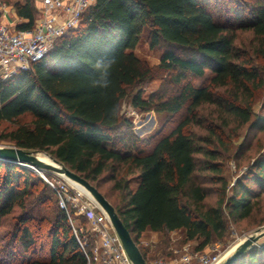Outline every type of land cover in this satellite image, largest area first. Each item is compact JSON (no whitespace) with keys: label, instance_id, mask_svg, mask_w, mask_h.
I'll use <instances>...</instances> for the list:
<instances>
[{"label":"trees","instance_id":"16d2710c","mask_svg":"<svg viewBox=\"0 0 264 264\" xmlns=\"http://www.w3.org/2000/svg\"><path fill=\"white\" fill-rule=\"evenodd\" d=\"M211 4L97 0L80 27L60 38L44 59L28 71L0 77V140L48 154L107 200L102 189L113 182V193L120 195V203L113 206L147 264V250L140 245L144 233L182 231L186 242L201 241L197 250L203 251L215 238L226 236V217L234 223L251 218L264 193V159L256 161L250 177L234 184L231 195L221 164L223 151H231L233 142L227 144L225 137L232 124L242 128L252 123L256 131L264 130V115L253 110L256 94L264 88L258 64L264 58V0L251 7L247 18L233 9L235 23L216 17ZM16 10L28 19L20 30H32V1L17 3ZM147 29L152 49L167 47L155 68L136 54ZM239 31L253 34L252 53L237 47ZM192 78L206 83L198 85ZM158 80L165 82L145 98V86ZM129 97L140 112L183 119L173 129L141 139L121 115ZM206 110L208 126L201 116ZM25 116L31 120L20 122ZM6 123L15 128L8 130ZM193 127L206 134H197ZM204 173L223 185L215 205L208 203ZM33 177L29 168L0 161V229L21 211L13 239L31 255L21 264H88L55 191L41 180L32 182ZM53 201L60 213L53 219L46 214L43 223H35L34 210ZM35 227H45L49 234L48 260L35 258ZM234 264H264V248L248 250Z\"/></svg>","mask_w":264,"mask_h":264},{"label":"rangeland","instance_id":"374dc122","mask_svg":"<svg viewBox=\"0 0 264 264\" xmlns=\"http://www.w3.org/2000/svg\"><path fill=\"white\" fill-rule=\"evenodd\" d=\"M215 1L212 0L211 9L215 13V16L221 18L223 21L235 23L237 17L233 12L236 9L238 12H242V17H250V9L260 0H219V7H215ZM149 29L144 33L137 49V56L150 67H157L160 64L163 54L167 47L165 44L159 45L157 48L152 49L149 41ZM237 47L243 51L252 53L255 48V38L251 32L237 33ZM258 60V59H257ZM258 64L261 65L264 75V58L259 59ZM167 80V78L165 79ZM164 80V82H165ZM192 81L196 84H205L203 79L192 78ZM163 81H155L147 84L144 88V97L147 98L153 92H156L164 83ZM131 97L124 100L121 106V115L130 120L133 126V132L141 139H147L160 131H167L175 128L177 122L182 121L183 115L170 116L167 114H157L155 112H140L131 106ZM255 115H264V88L256 94L255 104L253 107ZM209 110L201 113L205 126L210 123ZM31 120L30 116L21 118L20 122L25 123ZM4 127L8 130L15 128V124L6 123ZM193 131L197 134L205 135L206 131L198 127H193ZM233 136V138H232ZM237 136V137H234ZM231 151L226 153L223 151L224 161L221 164L224 167L223 178L228 183L227 193L231 195L232 187L235 183L245 180L250 177L254 172V165L257 160L264 159V130L256 131L252 123L239 128L236 124H232L229 129L226 130L225 141L227 144L231 142ZM0 143L4 147H14L12 144L1 141ZM38 157L46 162L52 163L51 157L44 152H37ZM33 173L32 182H39L41 180L46 183L44 178L49 180L58 179L59 174L42 171L37 168H29ZM206 179V187L210 191V197L208 203L215 205L221 197L222 183L212 180L213 175L211 173H204ZM114 186L113 182L108 181L104 187L103 192L107 194L108 201L112 205H118L120 203V195L118 192L112 191ZM249 186L256 192H259V188L249 183ZM59 208L55 201L51 205L46 207H38L34 210L35 223H43V218L46 214L55 218L59 214ZM21 211H16L9 219H7L2 228L0 229V264H21L24 260L29 261L31 255L24 251L23 245L15 238L13 239L14 231L19 228V217ZM73 222L75 226L82 227L84 230L79 236V239L84 244L85 251L93 252L95 247V241L92 239L91 232L88 231L87 221L79 217H74ZM227 233L223 239L215 238L213 243L205 248L203 251H198L197 248L201 241H185V234L182 231H176L171 233H154L148 231L142 235V241L140 245L144 250H147L149 260L152 259H176L185 253V249L188 248L190 252L206 253L210 254L216 250H220L224 253L232 252L236 247L242 244L249 237L253 236L257 232L264 231V193L263 197L256 204L255 211L251 218L239 221L237 223L232 222L226 217ZM72 227V224L70 222ZM73 229V228H72ZM33 232H36V245L33 250L35 258L49 259L50 253V237L47 230L44 228L38 229L35 227ZM260 234V233H259ZM84 237V238H83ZM92 243L94 247L92 248ZM264 248V236L251 247L250 252L256 249ZM61 249V248H60ZM91 264H101L98 259H92Z\"/></svg>","mask_w":264,"mask_h":264},{"label":"built area","instance_id":"2783aa9c","mask_svg":"<svg viewBox=\"0 0 264 264\" xmlns=\"http://www.w3.org/2000/svg\"><path fill=\"white\" fill-rule=\"evenodd\" d=\"M96 2L43 0V8L37 16L35 27L28 31H15L2 21L7 5L0 0V77L8 79L30 70L53 50L60 38L80 27L84 15ZM0 147L4 146L0 143ZM58 177L53 180L44 179L55 191L60 209L71 222L88 264H91L92 259H98L101 264H132L107 214L82 187L64 176ZM74 217L87 221L86 227L95 241L92 255L85 251L87 244L79 239L84 229L74 225ZM227 254L220 250L210 254L194 253L186 248L185 253L176 259H152L149 264H220Z\"/></svg>","mask_w":264,"mask_h":264},{"label":"water","instance_id":"95a60500","mask_svg":"<svg viewBox=\"0 0 264 264\" xmlns=\"http://www.w3.org/2000/svg\"><path fill=\"white\" fill-rule=\"evenodd\" d=\"M52 163L42 161L37 152L25 151L16 147H0V161L18 164L26 168H37L42 171H49L66 177L70 181L82 187L98 204V206L107 214L110 222L118 234L123 244L124 250L132 264H147L137 243L132 237L130 230L125 226L115 207L100 193V191L91 185L87 180L71 171L68 167L57 160L51 158ZM260 233V234H259ZM264 236L263 232H257L249 237L242 244L229 252L220 264H234L245 252Z\"/></svg>","mask_w":264,"mask_h":264},{"label":"crops","instance_id":"0c3cea01","mask_svg":"<svg viewBox=\"0 0 264 264\" xmlns=\"http://www.w3.org/2000/svg\"><path fill=\"white\" fill-rule=\"evenodd\" d=\"M2 1H4L5 4L7 5V11H6L2 21L5 24H7L8 26H10V28H12V30L21 31L20 26L23 24H27L28 19H25V18L18 16L17 10H16V4L17 3L25 4V0H2ZM31 1H32V5L35 9L36 19H37L39 12L43 8V0H31ZM36 21L37 20H35V24H36ZM34 27H35V25H34ZM140 241H142V237H141Z\"/></svg>","mask_w":264,"mask_h":264}]
</instances>
